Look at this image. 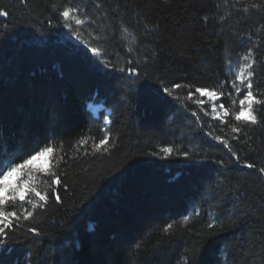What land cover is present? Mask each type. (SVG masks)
<instances>
[{
    "label": "trees",
    "instance_id": "trees-1",
    "mask_svg": "<svg viewBox=\"0 0 264 264\" xmlns=\"http://www.w3.org/2000/svg\"><path fill=\"white\" fill-rule=\"evenodd\" d=\"M77 6L83 26L59 16ZM0 11V163L49 144L46 163L19 177H61V202L49 192L21 219L0 264H264V105L257 124L234 121L247 89L237 94L228 71L251 51L264 100V0H0Z\"/></svg>",
    "mask_w": 264,
    "mask_h": 264
},
{
    "label": "snow or ice",
    "instance_id": "snow-or-ice-1",
    "mask_svg": "<svg viewBox=\"0 0 264 264\" xmlns=\"http://www.w3.org/2000/svg\"><path fill=\"white\" fill-rule=\"evenodd\" d=\"M255 8H261V5H252ZM79 11L77 7H64L63 10L59 12V16L63 18L65 22H67L71 18L75 20V24L77 26H83L90 18L85 15V18L81 19L80 16L75 15ZM244 11H248L247 8ZM9 13L7 11H0V16L7 17ZM226 19L225 16H221L220 20L223 21ZM66 27L71 28L70 24L65 23ZM122 32L125 34V38L131 37L132 42L135 43L136 37L133 32L129 30L128 27H123ZM99 39V37H97ZM128 51L131 52L133 49L129 46ZM91 52L94 55H99L97 48H92ZM253 54L249 51L246 55L242 57L243 61L246 63L238 64L235 66H230L228 71L231 76V87L235 90L237 94L240 93L242 88H246V94L243 98L239 99V108L238 110L232 111V117L234 121L239 122L242 125L252 124L255 125L258 123L257 115L254 113V104L255 105H264V100L257 99L253 92V76L254 70L253 65L255 60L252 58ZM108 64H105L107 67ZM115 67V65H113ZM130 76H135L137 78L140 77L141 73L136 70L135 67L124 69ZM239 82V83H237ZM176 89L181 88V84L177 83L174 86ZM223 88V84L220 86ZM165 92L169 96H172V90L165 88ZM195 92L199 94L200 97H209L216 98L218 95H228L231 96L232 93H224L223 91L217 92L216 90H209L208 88H195ZM192 93L189 92V98H191ZM197 103H203V101H197ZM232 105H236V100H232ZM220 112L217 113L216 106H213L212 111L217 113L215 118L220 121H226V118L229 117L230 109L225 108L223 103L218 105ZM192 115H196L195 112ZM264 119V118H262ZM110 123V121H109ZM233 133H237L241 131V128L236 124L230 125ZM211 135V133H209ZM214 139L218 140L221 144H224L231 151V147L229 142L225 139H222L220 136L214 137ZM233 139H237V137H233ZM80 144L86 143L85 140H81ZM109 143V137L104 136V138L99 140V144L95 146L96 150L99 151L101 148L106 146ZM163 153L166 155H172L174 149L172 147H164L161 149ZM53 152V148L49 144H45L42 148H39L35 151V154H30L29 158H25L23 163H19L17 161H11L8 164L0 163V242L6 241L9 238V235L15 231L16 227L19 226V223L22 220L28 221L34 219V213L37 208L44 209L49 201V192L52 193V196L56 202H61V197L58 194V186L61 185V177L57 171H49L47 175L50 179L43 180L41 182V186H37L34 178L29 175L28 179H22L19 177V174L27 169L29 173L32 172V169L29 168V165L33 163V161L43 157L45 155H51ZM185 158H188V153H183ZM237 162H240L239 156L236 157ZM244 167L252 169L255 167L252 163L244 162ZM38 171L45 172V169L41 168ZM259 171L264 173V168H260ZM13 177H16V181L13 182ZM5 205L9 206V210H5ZM30 206V207H29ZM18 212L20 214H18ZM15 222V223H14ZM173 227L172 224L167 225V229H171ZM209 228H214L215 225L209 224ZM28 232L33 233L35 235H40V232L35 227H30L27 229ZM185 264H188V261H185ZM193 264L195 261L193 260ZM223 264H227L226 261Z\"/></svg>",
    "mask_w": 264,
    "mask_h": 264
},
{
    "label": "rangeland",
    "instance_id": "rangeland-1",
    "mask_svg": "<svg viewBox=\"0 0 264 264\" xmlns=\"http://www.w3.org/2000/svg\"><path fill=\"white\" fill-rule=\"evenodd\" d=\"M210 99L214 101V100L217 99V97L216 98H210ZM93 110H94L95 113H98L100 111V108L94 107ZM47 156L48 155H45V156L40 157L39 159L33 161L32 165H42V164H45L46 163ZM15 181H16V177H13V182H15Z\"/></svg>",
    "mask_w": 264,
    "mask_h": 264
}]
</instances>
